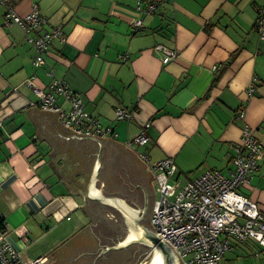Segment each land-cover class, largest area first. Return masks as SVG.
Returning <instances> with one entry per match:
<instances>
[{"label": "crops", "instance_id": "crops-1", "mask_svg": "<svg viewBox=\"0 0 264 264\" xmlns=\"http://www.w3.org/2000/svg\"><path fill=\"white\" fill-rule=\"evenodd\" d=\"M152 1V13L146 12L149 0L0 1V236L25 263L55 262L47 256L91 223L81 208L84 196L70 193L48 164L53 147L40 140L26 113L44 110L28 79L42 89L53 79L66 82L85 111L111 129L106 138L140 160V154L150 162L171 159L177 167L172 181L181 185L206 170L229 176L234 146L248 127L263 152L240 191L264 216V38L255 28L264 0ZM33 9L45 21L31 32L6 24L8 11L24 16ZM135 20L143 23L137 32ZM56 28L62 37L35 66L28 38ZM157 47L177 57L164 64ZM56 104L69 108L59 96ZM118 108L132 118L118 120ZM146 122L149 142L129 146ZM150 182L154 205L155 178ZM229 244L220 264H264V248L255 241L230 238Z\"/></svg>", "mask_w": 264, "mask_h": 264}, {"label": "built area", "instance_id": "built-area-1", "mask_svg": "<svg viewBox=\"0 0 264 264\" xmlns=\"http://www.w3.org/2000/svg\"><path fill=\"white\" fill-rule=\"evenodd\" d=\"M149 1L146 12L152 13L156 10V3ZM44 21L35 9L24 16L13 10L6 14V24H17L26 33ZM142 26L141 20H135L134 32L139 31ZM255 28L259 36L264 38V7L259 13ZM61 37V29L56 28L52 33L28 38L35 51V66L44 64L49 44L54 38ZM156 49L162 50L164 64L177 57L175 51L162 47ZM26 84L38 96L44 110H60L58 116L63 126L88 136L102 138L110 134V128H102L85 111L83 100L66 82L53 79L46 89L37 87L33 79H28ZM58 96L69 103L67 110L56 104ZM116 116L118 120H129L133 115L118 108ZM239 117L244 118L242 111ZM150 126L151 122L144 123L139 134L129 141L128 145H146L150 140L147 134ZM262 149L252 131L245 127L240 142L234 146L233 170L229 176H224L217 170H206L184 185L172 181L177 167L171 159L150 162L145 154H140L141 160L149 165L154 175L158 195L150 223L156 234L161 237L160 240L164 239L175 249L183 264H220L225 252L230 249V238L238 242L253 240L264 248V216L257 204L240 192L241 187L250 184L262 156ZM44 258L39 257L25 263L6 236H0V264H43L46 261H42Z\"/></svg>", "mask_w": 264, "mask_h": 264}, {"label": "water", "instance_id": "water-1", "mask_svg": "<svg viewBox=\"0 0 264 264\" xmlns=\"http://www.w3.org/2000/svg\"><path fill=\"white\" fill-rule=\"evenodd\" d=\"M59 112L26 110L53 147L48 164L70 193L84 196L91 223L49 254V264H136L152 247L143 264H183L149 223L152 172L123 144L61 125Z\"/></svg>", "mask_w": 264, "mask_h": 264}, {"label": "trees", "instance_id": "trees-1", "mask_svg": "<svg viewBox=\"0 0 264 264\" xmlns=\"http://www.w3.org/2000/svg\"><path fill=\"white\" fill-rule=\"evenodd\" d=\"M0 228L3 229L4 227H2V224H1V220H0Z\"/></svg>", "mask_w": 264, "mask_h": 264}, {"label": "rangeland", "instance_id": "rangeland-1", "mask_svg": "<svg viewBox=\"0 0 264 264\" xmlns=\"http://www.w3.org/2000/svg\"><path fill=\"white\" fill-rule=\"evenodd\" d=\"M241 192V191H240ZM223 262H225V261H223ZM226 263V262H225Z\"/></svg>", "mask_w": 264, "mask_h": 264}]
</instances>
